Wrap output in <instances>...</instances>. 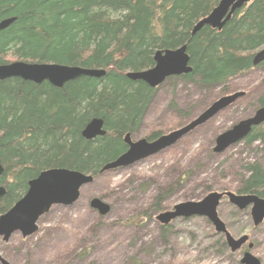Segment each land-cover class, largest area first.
<instances>
[{
	"label": "trees",
	"instance_id": "trees-1",
	"mask_svg": "<svg viewBox=\"0 0 264 264\" xmlns=\"http://www.w3.org/2000/svg\"><path fill=\"white\" fill-rule=\"evenodd\" d=\"M219 1L0 0V21L16 18L0 32V64L53 62L107 72L62 88L16 77L0 80V156L5 167L0 185L7 190L0 216L25 195L28 182L40 172L66 168L97 178L104 165L128 150L124 137L139 131L158 88L127 73L152 68L157 50L187 45L190 55L192 73L166 81L232 93L229 83L256 68L254 55L264 47V0L237 10L221 31L205 26L193 35L196 23ZM251 89L236 103L254 97L256 111L264 107V80ZM188 117L186 112L178 118L180 126ZM94 118L104 120L107 134L87 140L82 131ZM163 134L152 131L146 138ZM243 141L258 143L264 153V124ZM245 171L234 191L264 198V159L246 165ZM221 189L230 191L231 186ZM218 244L228 248L223 235Z\"/></svg>",
	"mask_w": 264,
	"mask_h": 264
},
{
	"label": "rangeland",
	"instance_id": "rangeland-1",
	"mask_svg": "<svg viewBox=\"0 0 264 264\" xmlns=\"http://www.w3.org/2000/svg\"><path fill=\"white\" fill-rule=\"evenodd\" d=\"M263 80L264 67L258 66L229 84L232 93L247 94ZM222 96L220 87L165 81L132 137L140 140L152 131L177 130L184 113L189 123ZM253 102L254 97L234 103L171 148L100 174L82 188L76 203L55 205L42 216L33 235L0 239V255L10 264H238L243 250L221 249L222 234L205 217L177 218L166 228L156 217L181 202L203 199L209 190L226 192L222 185L235 192L245 166L263 161L258 143L241 141L223 153L214 152L221 132L254 114ZM92 198L108 203L110 213L102 216L92 209ZM218 211L231 234H248L255 243L252 254L264 260V223L254 227L251 209L241 211L225 197Z\"/></svg>",
	"mask_w": 264,
	"mask_h": 264
},
{
	"label": "water",
	"instance_id": "water-1",
	"mask_svg": "<svg viewBox=\"0 0 264 264\" xmlns=\"http://www.w3.org/2000/svg\"><path fill=\"white\" fill-rule=\"evenodd\" d=\"M251 0H220L218 5L209 15L200 19L194 26L192 34H197L203 27L208 26L221 31L233 14L250 3ZM16 18H6L0 21V32L7 29L15 22ZM155 65L141 71H130L127 77L134 81H143L151 88L160 87L168 78L192 73L190 55L187 45L177 49L157 50L154 56ZM264 62V47L257 51L253 64ZM105 69L85 68L59 64L53 62H27L16 60L7 64H0V80L21 78L35 84L49 82L51 85L62 88L66 83L81 77L103 78ZM245 96L244 91H237L222 96L215 100L195 119L177 130L164 134L153 141L146 138L134 140L131 133H127L124 141L128 150L116 160L106 164L101 169L103 174L121 168L132 166L138 161L157 155L174 146L184 136L204 125L221 111L233 105L239 98ZM264 123V107L258 108L249 118L243 119L223 131L216 139L215 153H223L240 141L244 140L254 128ZM107 134L102 118L92 119L82 131V136L87 140L102 137ZM5 172V167L0 156V178ZM94 176L81 171L66 168H50L28 182L25 195L14 206L0 216V239L8 242L13 234L21 233L29 237L38 230V221L49 213L55 205L71 206L81 197L84 186L94 182ZM6 188L0 185V202L6 195ZM228 198L229 202L239 210L251 207V216L255 226L264 223V198L254 194H238L232 191L207 194L199 201H185L176 204L173 209L161 212L157 220L168 225L177 218L205 217L214 226L219 234L226 237L228 247L232 252L240 250L249 242V236L234 237L227 229L225 222L220 218L218 207L222 199ZM90 207L102 216L111 211V206L100 198H92ZM254 243H249L251 250ZM1 264H10L0 255ZM242 264H264L251 251H247L241 259Z\"/></svg>",
	"mask_w": 264,
	"mask_h": 264
},
{
	"label": "bare ground",
	"instance_id": "bare-ground-1",
	"mask_svg": "<svg viewBox=\"0 0 264 264\" xmlns=\"http://www.w3.org/2000/svg\"><path fill=\"white\" fill-rule=\"evenodd\" d=\"M226 191V190H225Z\"/></svg>",
	"mask_w": 264,
	"mask_h": 264
}]
</instances>
